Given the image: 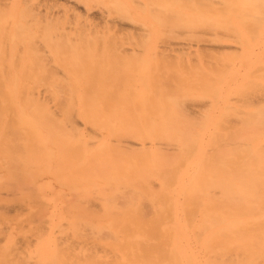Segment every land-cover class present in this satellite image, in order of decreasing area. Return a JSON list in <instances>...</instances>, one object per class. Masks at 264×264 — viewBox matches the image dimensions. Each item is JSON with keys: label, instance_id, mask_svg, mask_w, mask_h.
Segmentation results:
<instances>
[{"label": "rangeland", "instance_id": "obj_1", "mask_svg": "<svg viewBox=\"0 0 264 264\" xmlns=\"http://www.w3.org/2000/svg\"><path fill=\"white\" fill-rule=\"evenodd\" d=\"M124 1L165 4L149 18L157 34L193 44L95 57L88 100L0 104V206L14 207L0 208V264H30L42 237L65 264H141L126 258L142 254L136 243L178 215L220 230L210 214L232 210L231 191L258 192L264 211V4L207 0L184 20L168 8L186 0ZM206 40L234 48L196 45Z\"/></svg>", "mask_w": 264, "mask_h": 264}, {"label": "bare ground", "instance_id": "obj_2", "mask_svg": "<svg viewBox=\"0 0 264 264\" xmlns=\"http://www.w3.org/2000/svg\"><path fill=\"white\" fill-rule=\"evenodd\" d=\"M206 1L186 0L179 11L168 9L185 20L190 17L186 9L203 6ZM256 1L264 4V0ZM124 4V0H0V104L88 100L92 80L87 69L95 57L111 52L140 54L155 46L156 50L158 43L169 51L192 46L191 41L180 42L157 34L159 26L153 25L149 18L151 15L161 18L165 4L148 2L143 7L128 8ZM128 34L135 38V43L123 41V35ZM196 45L220 51L234 48L228 40H206ZM87 100L86 104L91 102ZM145 141L132 138L126 143L139 146L145 145ZM257 194L248 187L238 196L231 191L221 204L230 203L232 210L216 215L211 211L213 207L207 209L213 213L210 217L213 215L218 221L216 224L220 223V230L213 228L215 223L210 224L209 219L203 222L192 220L187 214L178 215L174 227L147 233L144 243H136L142 248V256L130 254L126 258L132 262V258L141 257V264H264V232L256 231L264 223V211L256 212L252 206L258 202ZM210 201L213 199L207 204ZM12 207L0 206L7 210ZM47 241L45 237L37 238L33 250L27 247L29 263L65 264L69 260L67 253L51 247L47 254Z\"/></svg>", "mask_w": 264, "mask_h": 264}]
</instances>
